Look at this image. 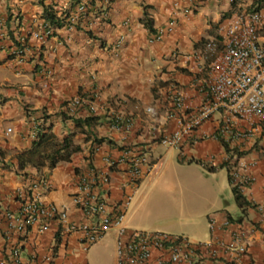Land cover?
Segmentation results:
<instances>
[{"label": "crops", "instance_id": "1", "mask_svg": "<svg viewBox=\"0 0 264 264\" xmlns=\"http://www.w3.org/2000/svg\"><path fill=\"white\" fill-rule=\"evenodd\" d=\"M82 4L86 9L79 12ZM46 6L58 16L67 11L78 19L71 29L52 25L51 35L41 41L31 33L43 31ZM257 6L264 9V0H0V258L12 262L18 249L24 264H90L85 233L70 229L95 221L75 203L78 183L97 179L108 160L118 163L104 195L110 203L121 202L128 228L129 214L142 203L145 178L167 175L177 158L197 161L202 170L218 174L219 167L227 168L228 183L218 186L231 190L232 167L240 177H253L242 191L248 205L240 207L234 197L236 215L214 208L208 212L210 233L197 223L182 230V236L199 244L195 264H264V131L225 142L216 136L219 122L214 116L180 144L163 142L207 96L210 60L203 61L196 52L209 39L221 38L240 13ZM16 41L26 49L23 60L11 56ZM176 92L189 106L185 113L175 108ZM76 98L81 103L74 106ZM117 118L122 122L115 127ZM39 134H52L55 141L68 138L78 151L54 167L47 162L21 167L19 156L40 140ZM178 149L192 159L178 157ZM143 151L147 161L133 186L130 163L120 159ZM39 177L49 184L42 191L43 202L65 208L68 221L52 220L45 231L38 226L11 228L6 213H18V194ZM129 194L133 198L125 205ZM119 227L113 224L105 233L115 243V264ZM238 245H245V252ZM158 255L155 251L149 264H156Z\"/></svg>", "mask_w": 264, "mask_h": 264}, {"label": "built area", "instance_id": "2", "mask_svg": "<svg viewBox=\"0 0 264 264\" xmlns=\"http://www.w3.org/2000/svg\"><path fill=\"white\" fill-rule=\"evenodd\" d=\"M113 0H105L108 4ZM84 4L78 10H85ZM68 29L73 28L78 16L68 17L61 13ZM52 24L45 22L43 31L31 33L32 37L43 41L52 33ZM25 39L23 40L24 44ZM25 47L17 48L13 53L16 58L24 59ZM197 57L203 61L210 60V79L207 83V96L202 105L198 107L189 119L180 121V127L172 136L163 138L168 145H177L190 133L198 129L205 121L218 116L219 126L216 136L225 142L233 138H247L257 131H264V9H254L240 13L226 28L221 38H212L206 41ZM175 108L179 111H188L189 106L184 101L183 94L176 92L172 95ZM1 103V99H0ZM80 98H76L72 105H79ZM94 109V107L92 108ZM180 118L179 116H176ZM122 121L117 118L115 127ZM246 125L245 129H237L238 125ZM11 131V128L8 129ZM143 151L139 156L121 158L120 162L128 160L130 163V180L133 186L141 179V165L147 161V153ZM106 171L91 180L83 179L78 183L79 193L75 203L86 215L94 217L92 224L72 225L70 229L83 231L85 242L92 245L98 242L107 233L113 224L120 225L117 254L119 264L125 262L136 264L145 263L157 251L156 264H195L194 256L198 245L192 243L187 237L170 235L147 230H131L124 225L125 215L121 212V202L110 203L107 189L111 184V170L118 163L108 160ZM244 167V165H242ZM231 176L234 183L240 184V190L253 181V177L243 175L240 177L237 169L232 167ZM100 180V182H99ZM49 187L44 178H38L27 188L20 191V209L18 213L7 212L9 226L22 231L38 226L39 230L49 229L50 221L58 219L60 222L68 221L65 208L55 205H46L42 199L43 189ZM102 189V190H101ZM133 194L127 195L124 204L128 205ZM262 210V207H260ZM230 245L229 248H233ZM238 251L245 252V245H238ZM13 260L9 262L0 258V264H24L18 249L13 250Z\"/></svg>", "mask_w": 264, "mask_h": 264}, {"label": "rangeland", "instance_id": "3", "mask_svg": "<svg viewBox=\"0 0 264 264\" xmlns=\"http://www.w3.org/2000/svg\"><path fill=\"white\" fill-rule=\"evenodd\" d=\"M177 155L188 160L193 157L180 149ZM198 165L197 161L183 163L174 158L166 172L172 174L171 179L155 173L146 177L139 193L141 196L144 192L142 203L132 215L129 214L128 228L182 235L186 234L182 230L190 231L189 227L197 223V227L210 233V210L227 208L236 215L237 206L231 188L218 186V183H228L227 168L219 167L218 174L206 168L202 170ZM135 197L137 200L138 196ZM114 246L113 239L105 234L91 245L90 264H115Z\"/></svg>", "mask_w": 264, "mask_h": 264}, {"label": "trees", "instance_id": "4", "mask_svg": "<svg viewBox=\"0 0 264 264\" xmlns=\"http://www.w3.org/2000/svg\"><path fill=\"white\" fill-rule=\"evenodd\" d=\"M256 9H260V7L257 6ZM63 13L67 14L69 17V13H67V11H64ZM44 17L47 20L46 22H49L52 25L62 26L66 24L64 18L59 17L52 6L45 7ZM18 45L20 44L18 41H16L15 46L18 47ZM20 47L22 46H19L18 48ZM11 56L14 57L15 55L12 54ZM38 136L40 137V140L36 142L31 149L23 152L19 156L21 167H24L28 164L40 167L46 162L50 167H54L60 161L70 160L72 154L78 151L79 147L74 145L68 138L64 139L63 141H55L52 134H39ZM229 179L237 204L240 207H245L248 205V201L243 192L240 190V184L233 182L230 173Z\"/></svg>", "mask_w": 264, "mask_h": 264}, {"label": "clouds", "instance_id": "5", "mask_svg": "<svg viewBox=\"0 0 264 264\" xmlns=\"http://www.w3.org/2000/svg\"><path fill=\"white\" fill-rule=\"evenodd\" d=\"M216 38H218V37H216ZM14 54V53H13ZM15 55V54H14ZM16 57V56H15ZM230 168H231V166H230ZM232 177V176H231ZM233 180V179H232ZM178 236H182V235H178ZM185 237V236H184ZM100 241V240H99Z\"/></svg>", "mask_w": 264, "mask_h": 264}]
</instances>
